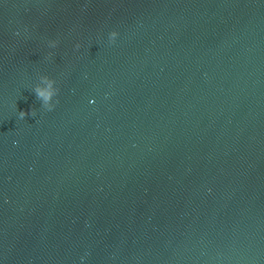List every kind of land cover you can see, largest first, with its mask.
<instances>
[{
  "label": "water",
  "instance_id": "water-1",
  "mask_svg": "<svg viewBox=\"0 0 264 264\" xmlns=\"http://www.w3.org/2000/svg\"><path fill=\"white\" fill-rule=\"evenodd\" d=\"M0 264H264V0H0Z\"/></svg>",
  "mask_w": 264,
  "mask_h": 264
},
{
  "label": "clouds",
  "instance_id": "clouds-1",
  "mask_svg": "<svg viewBox=\"0 0 264 264\" xmlns=\"http://www.w3.org/2000/svg\"><path fill=\"white\" fill-rule=\"evenodd\" d=\"M118 33L116 31H112L109 34L110 42L114 43ZM58 40H52L49 42V46L55 48L58 45ZM80 44L77 43L75 45L76 49L80 48ZM51 53H49V57H51ZM39 79L44 83L45 86L41 87L40 85H36L33 89V92L36 95L37 100L41 102V107L47 111H52L56 107V104L59 103V100L54 98L58 96L60 88L57 86V81L53 78H50L47 75H41ZM32 116H35L36 112L35 109H32L31 113ZM28 113L24 111L19 112V118L24 119Z\"/></svg>",
  "mask_w": 264,
  "mask_h": 264
}]
</instances>
